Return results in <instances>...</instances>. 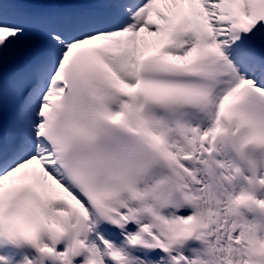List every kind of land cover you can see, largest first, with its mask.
Segmentation results:
<instances>
[{
    "label": "snow or ice",
    "instance_id": "6c2138e0",
    "mask_svg": "<svg viewBox=\"0 0 264 264\" xmlns=\"http://www.w3.org/2000/svg\"><path fill=\"white\" fill-rule=\"evenodd\" d=\"M0 264H264V0H0Z\"/></svg>",
    "mask_w": 264,
    "mask_h": 264
},
{
    "label": "rangeland",
    "instance_id": "374dc122",
    "mask_svg": "<svg viewBox=\"0 0 264 264\" xmlns=\"http://www.w3.org/2000/svg\"><path fill=\"white\" fill-rule=\"evenodd\" d=\"M10 10V9H9Z\"/></svg>",
    "mask_w": 264,
    "mask_h": 264
}]
</instances>
